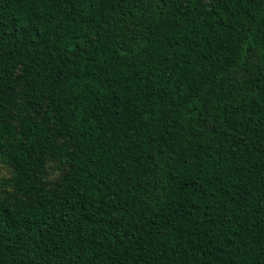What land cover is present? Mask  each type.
I'll return each instance as SVG.
<instances>
[{"label": "trees", "instance_id": "16d2710c", "mask_svg": "<svg viewBox=\"0 0 264 264\" xmlns=\"http://www.w3.org/2000/svg\"><path fill=\"white\" fill-rule=\"evenodd\" d=\"M0 264H264V0H0Z\"/></svg>", "mask_w": 264, "mask_h": 264}, {"label": "rangeland", "instance_id": "374dc122", "mask_svg": "<svg viewBox=\"0 0 264 264\" xmlns=\"http://www.w3.org/2000/svg\"><path fill=\"white\" fill-rule=\"evenodd\" d=\"M7 173V170L5 167H3L1 164H0V177H3L5 176Z\"/></svg>", "mask_w": 264, "mask_h": 264}]
</instances>
